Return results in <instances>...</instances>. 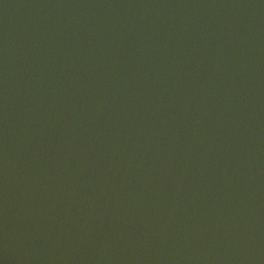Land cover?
Returning <instances> with one entry per match:
<instances>
[{
  "label": "water",
  "instance_id": "95a60500",
  "mask_svg": "<svg viewBox=\"0 0 264 264\" xmlns=\"http://www.w3.org/2000/svg\"><path fill=\"white\" fill-rule=\"evenodd\" d=\"M0 264H264V0H0Z\"/></svg>",
  "mask_w": 264,
  "mask_h": 264
},
{
  "label": "clouds",
  "instance_id": "9594fccd",
  "mask_svg": "<svg viewBox=\"0 0 264 264\" xmlns=\"http://www.w3.org/2000/svg\"><path fill=\"white\" fill-rule=\"evenodd\" d=\"M5 167H6V165H5Z\"/></svg>",
  "mask_w": 264,
  "mask_h": 264
}]
</instances>
